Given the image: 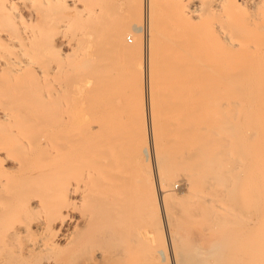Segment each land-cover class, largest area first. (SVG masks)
<instances>
[{
  "label": "bare ground",
  "instance_id": "obj_1",
  "mask_svg": "<svg viewBox=\"0 0 264 264\" xmlns=\"http://www.w3.org/2000/svg\"><path fill=\"white\" fill-rule=\"evenodd\" d=\"M136 9L0 0V264H264V0Z\"/></svg>",
  "mask_w": 264,
  "mask_h": 264
},
{
  "label": "rangeland",
  "instance_id": "obj_2",
  "mask_svg": "<svg viewBox=\"0 0 264 264\" xmlns=\"http://www.w3.org/2000/svg\"><path fill=\"white\" fill-rule=\"evenodd\" d=\"M139 4H140V0H135V7L137 8L136 10L138 11V7H139ZM127 8V7H126ZM124 15H127V10L125 9V12H124ZM145 36H146V34H147V30H146V26H145ZM130 33H126L125 35H124V37H123V39H124V41L128 44V45H132L133 44V41H132V43H131V41L130 42H128L127 41V37H129L130 39H132V40H134L133 39V37H132V35H131V37H130ZM144 48H145V50H146V37H145V44H144ZM145 72H146V70H145ZM148 88H147V79H146V73H145V77H144V81H143V85H142V94H141V96H140V99L141 100H144L143 101V104L141 105V110H142V112H143V122H144V125H145V127L147 128V130H148V127H149V123H148V116H149V99H148V90H147ZM144 97H143V96ZM138 100H139V98H137ZM147 110V111H146ZM145 113V114H144ZM141 122H142V119L140 120ZM140 122V123H141ZM150 129V128H149ZM173 191L175 192V193H177L178 195H181L182 193H184V189H183V186H182V184H181V182H177V183H174V185H173ZM159 200H160V203H161V199L159 198ZM164 230V231H163ZM166 231V232H165ZM165 232V233H164ZM160 235H159V237L161 236V238H162V236L163 237H165V239H166V241H167V250L165 251V255H166V259L165 260H168L169 262L171 261L170 260V256H172V253H171V250H169L170 249V245H169V236H168V231H167V229H166V227H165V229H162V231L159 233ZM168 245H169V247H168ZM170 251V252H169ZM169 253H171V254H169ZM161 257L163 258H165V256H164V254H162L161 255ZM163 258V259H164Z\"/></svg>",
  "mask_w": 264,
  "mask_h": 264
},
{
  "label": "built area",
  "instance_id": "obj_3",
  "mask_svg": "<svg viewBox=\"0 0 264 264\" xmlns=\"http://www.w3.org/2000/svg\"><path fill=\"white\" fill-rule=\"evenodd\" d=\"M127 40H128L129 42L131 41V39H130L129 37L127 38Z\"/></svg>",
  "mask_w": 264,
  "mask_h": 264
}]
</instances>
